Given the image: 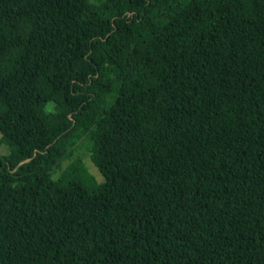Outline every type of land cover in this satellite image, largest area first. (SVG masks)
I'll list each match as a JSON object with an SVG mask.
<instances>
[{
    "label": "trees",
    "instance_id": "1",
    "mask_svg": "<svg viewBox=\"0 0 264 264\" xmlns=\"http://www.w3.org/2000/svg\"><path fill=\"white\" fill-rule=\"evenodd\" d=\"M0 132V264H264V0H0Z\"/></svg>",
    "mask_w": 264,
    "mask_h": 264
},
{
    "label": "rangeland",
    "instance_id": "2",
    "mask_svg": "<svg viewBox=\"0 0 264 264\" xmlns=\"http://www.w3.org/2000/svg\"><path fill=\"white\" fill-rule=\"evenodd\" d=\"M1 136L2 134L0 132V137ZM85 144H87L86 141L83 143L84 147L80 148L79 154L83 156L84 161L86 165L89 167L90 171L97 177L99 181H101L103 180V176L101 175L97 167L91 161L89 152L87 151V145ZM9 153H10V148L6 144H0V156H5V155H8Z\"/></svg>",
    "mask_w": 264,
    "mask_h": 264
}]
</instances>
